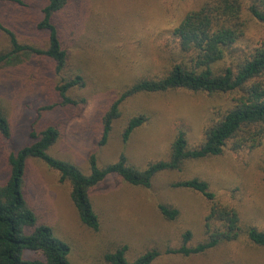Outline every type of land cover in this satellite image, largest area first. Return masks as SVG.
Returning <instances> with one entry per match:
<instances>
[{"label": "rangeland", "instance_id": "rangeland-1", "mask_svg": "<svg viewBox=\"0 0 264 264\" xmlns=\"http://www.w3.org/2000/svg\"><path fill=\"white\" fill-rule=\"evenodd\" d=\"M24 1L25 11L0 5V23L21 44L44 47L45 35L34 27L44 0ZM71 1L62 27L69 55L64 69L55 73L50 60L33 56H21L16 66L0 67V107L10 129L8 138L0 136V184L7 177L8 155L31 143V130L57 127L59 138L49 155L72 163L84 174L89 172L92 154L99 167L115 163L123 155L128 166L144 170L168 159L178 130L184 131L190 148L196 147L217 112L214 108L225 105L222 99L203 93L137 94L120 105L106 143L99 146L101 116L126 87L163 71L167 56L161 48L168 34L199 0ZM243 20L246 34L258 38L259 28L248 17ZM7 45L0 32V51ZM76 74L83 77L84 86L70 89L66 97L74 104L65 105L56 87ZM139 115H145L147 121L123 142L124 127ZM238 143L246 144L239 150L228 144L219 156L188 160L178 172L158 174L147 189L108 176L89 191L98 217L97 231L80 223L69 183L60 182L57 172L42 161L27 160L23 189L31 207L69 247L70 264H105L103 256L122 246L129 262L156 250L159 256L151 264H264V248L244 237L196 255L166 253L180 246L183 233L191 235L188 246L206 238L204 218L212 205L193 191L171 188L175 180L206 182L214 194L213 202L234 208L241 227L264 232V135L256 140L250 135ZM159 205L178 210V216L166 219Z\"/></svg>", "mask_w": 264, "mask_h": 264}, {"label": "trees", "instance_id": "trees-1", "mask_svg": "<svg viewBox=\"0 0 264 264\" xmlns=\"http://www.w3.org/2000/svg\"><path fill=\"white\" fill-rule=\"evenodd\" d=\"M71 0H44L35 30L45 35L46 45L21 44L16 35L0 23V32L6 36L7 47L0 51V67L16 66L21 56L42 57L54 64L55 73L68 62V49L62 40L66 11ZM0 5L14 6L24 11V0H0ZM74 7V4H73ZM248 17L259 28L258 38L246 34ZM164 45L166 67L160 74L142 77L126 87L101 116L99 146L106 143L112 122L119 117L120 105L137 94H160L169 91H186L207 94L223 100L202 139L190 148L184 131L178 130L170 145L166 161L149 164L137 170L126 164L121 155L115 163L99 167L95 155L88 158V174L75 165L49 155V150L59 138V130L48 126L29 132L30 144L7 157V177L0 184V264H70L69 247L55 237L52 228L31 207L23 189V178L28 159L42 161L57 172L60 182H68L70 200L78 220L86 228L97 231L98 217L89 199V191L110 175L135 187L149 188L155 176L163 172H178L188 160L219 156L231 144L239 150L238 143L252 135L253 140L264 135V0H199L192 10L182 15L168 34ZM78 36V35H77ZM83 87L84 80L76 74L56 87L63 104H74L66 97L73 87ZM147 121L145 115L131 118L124 127L121 138L126 142L130 135ZM0 136L8 138L10 129L0 107ZM246 141V140H244ZM232 142V143H229ZM174 189L193 191L211 206L204 218L206 238L195 246H188L189 232L181 235L178 248L166 250L167 254L196 255L219 244L244 237L250 244L264 248V232L253 227L243 228L234 208H224L213 202L214 194L208 184L198 178L180 179L170 183ZM160 214L168 220L178 216V210L159 205ZM126 247H117L103 256L105 264H151L159 256L151 250L133 261L125 257ZM25 253H31L30 258Z\"/></svg>", "mask_w": 264, "mask_h": 264}]
</instances>
